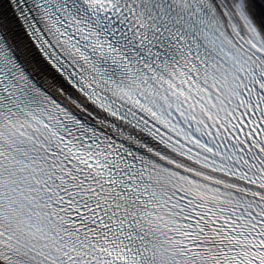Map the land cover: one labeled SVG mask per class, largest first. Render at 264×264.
Returning a JSON list of instances; mask_svg holds the SVG:
<instances>
[{"label":"snow or ice","instance_id":"1","mask_svg":"<svg viewBox=\"0 0 264 264\" xmlns=\"http://www.w3.org/2000/svg\"><path fill=\"white\" fill-rule=\"evenodd\" d=\"M0 264H264V0H0Z\"/></svg>","mask_w":264,"mask_h":264}]
</instances>
